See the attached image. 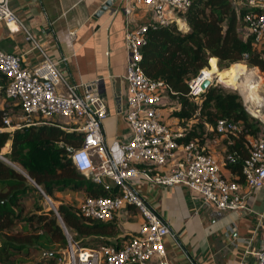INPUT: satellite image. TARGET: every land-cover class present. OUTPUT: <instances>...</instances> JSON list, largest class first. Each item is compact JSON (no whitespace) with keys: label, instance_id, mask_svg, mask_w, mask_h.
<instances>
[{"label":"built area","instance_id":"1","mask_svg":"<svg viewBox=\"0 0 264 264\" xmlns=\"http://www.w3.org/2000/svg\"><path fill=\"white\" fill-rule=\"evenodd\" d=\"M123 1L127 19L135 6L145 5L151 8L155 20L136 29L127 24L124 113L131 137L120 146L119 159L114 157L106 142L104 121L108 117V107L103 96V78L89 83L66 84L58 64L46 54L43 53L39 64L26 68L21 56L4 51L0 46V77L6 79V84L0 83V109L4 110L7 102L13 105L4 112V127L0 128V133L48 122L82 133V146L67 148L69 158L80 174L103 186L109 196L86 197L79 206L81 215L89 221L112 223L123 210L133 209L140 219L134 235L115 240L111 245L91 248L73 240L58 215L67 248L59 252L61 257L57 264H171L165 239L171 238L180 248L182 243L171 222L138 191L136 182L141 178L164 188L186 187L200 195L205 204L229 212L247 210L245 204L249 195L264 186V118L260 133L246 138L250 155L245 159L238 152L226 151L222 158L206 154L204 147L196 141L181 145L179 140L184 138L185 129L178 121L177 127H173L164 120L169 109L166 107L169 94L174 93L165 81L149 79L141 68L142 48L149 30L173 24L183 30V15L195 0ZM238 1L242 6L240 10L245 11L242 28L246 29V34H241L242 37L253 36L256 48L264 50V0ZM1 22L11 33L25 31L27 41H32V34L12 10L10 0H0ZM247 58L248 54H245L243 62ZM209 68L210 61L208 68L188 82V96L195 101L208 90L201 87L204 81L211 80L214 85L215 76H205ZM15 107L19 109L17 115ZM17 116L24 123L22 126H13V118ZM166 116L168 119L169 114ZM58 119L67 121L55 122ZM242 130L241 124L228 120H220L215 126V132L228 140L230 135L242 134ZM240 162L243 163V183L223 174L225 169L229 170L228 166ZM43 195L47 198L44 192ZM260 218L264 221V212ZM255 258V264H264V249L257 252Z\"/></svg>","mask_w":264,"mask_h":264},{"label":"trees","instance_id":"2","mask_svg":"<svg viewBox=\"0 0 264 264\" xmlns=\"http://www.w3.org/2000/svg\"><path fill=\"white\" fill-rule=\"evenodd\" d=\"M244 15L232 0H195L183 15L189 30L173 24L151 29L146 35L140 65L149 79L165 81L174 93L169 94V103L174 101L177 108L171 116L186 133L179 140L181 145L196 141L209 154L206 143L220 136L215 132L217 122L228 120L241 124L243 130L225 141L227 151L238 152L242 159L250 155L246 138L257 136L261 123L249 115L239 94L214 84L196 101L188 96V82L209 67L210 59H218L224 70L243 62L248 54L245 63L264 73V50L256 48L253 36L244 39L239 32ZM0 83L6 84L2 76ZM11 108L13 105L5 103L4 110L0 109V128L4 127V112ZM67 129L70 127L48 122L0 133V154L11 143L10 153L4 155L10 164L0 159V264H57L59 251L67 248L66 235L53 210L46 211L42 205L33 213L27 210L25 200L33 195L43 199L33 182L59 203L56 211L73 240L81 244L88 240L86 245L96 243L91 248H98L114 244L112 240L119 235L115 221H89L79 207L58 200L57 195L67 191L83 192L85 198L109 196L103 186L73 166L67 148L81 147L83 134ZM228 169L233 181L243 183L242 162ZM46 246L54 250L47 251Z\"/></svg>","mask_w":264,"mask_h":264},{"label":"crops","instance_id":"3","mask_svg":"<svg viewBox=\"0 0 264 264\" xmlns=\"http://www.w3.org/2000/svg\"><path fill=\"white\" fill-rule=\"evenodd\" d=\"M232 2L237 10L241 9L238 0ZM10 5L32 34V41H27L25 31L11 33L1 22L0 46L4 51L21 56L24 67L39 64L44 53L58 64L66 84L105 80L106 142L119 159L120 146L131 137L124 113L127 95L124 78L128 63L125 32L128 23L131 29L153 23L155 17L151 8L133 6L127 19L123 0H10ZM103 8L106 9L102 11ZM183 30H189L185 22ZM245 31L239 27L243 36ZM255 70L259 71L256 67ZM214 76V81L222 84L217 74ZM251 78L249 75L248 79ZM241 96L246 97L244 92ZM176 108L175 103L167 114ZM168 120L172 121L170 125L176 126L175 118ZM226 140V136L220 135L208 141L206 147L211 154L222 158L227 151ZM223 174L233 180L229 170L225 169ZM136 187L171 222L182 243L180 248L171 238L165 239L171 264H255V254L264 249V221L260 218L264 212V186L249 195L245 204L247 210L232 212L205 204L200 195L183 186L164 188L141 178ZM115 222L119 235L112 241L134 235L140 225L133 209L123 210Z\"/></svg>","mask_w":264,"mask_h":264},{"label":"rangeland","instance_id":"4","mask_svg":"<svg viewBox=\"0 0 264 264\" xmlns=\"http://www.w3.org/2000/svg\"><path fill=\"white\" fill-rule=\"evenodd\" d=\"M239 27L241 28L242 24H240ZM218 69H220V68H218ZM252 69L254 70L255 68L248 66L245 62H241V63H238V64H235V65L231 66L229 69L219 70L220 75H218V78H219V81L222 82V84L218 83L217 81H215L214 84L216 86L223 87L226 92L237 93V94H239L241 96L242 92H244L243 91V86H242V81H244L246 79L244 77L248 73H251L250 71H252ZM257 69L260 71V72L258 71L259 75L255 76V78L254 77L253 78H254V81H256V83L262 81L261 83H259V84H262V85H260L261 88L259 87V90H258V95H259V98L261 99V107L257 108L258 105L256 104V102H254V103H248V101L246 102V98L243 97V96H241V98L243 100L244 106H245L247 112L249 113V115L252 118H254L255 120L259 121V123H261L262 118H264V78L260 79L259 77H264V73L259 68H257ZM236 76H239V81H240L239 85L241 84V87H239V88H237V86H236V85H238V81L236 79ZM255 99H256V97H254V96H253V98H251V100H255ZM173 104H175L174 101H172L171 103L167 104L166 107L170 108L171 106H173ZM6 106L10 107V106H12V103L7 102ZM256 108L260 112H258L255 115L254 112L256 111ZM14 112L17 115L19 113V109H15ZM173 112L174 111H171V112L169 111V113H168L169 117L168 118L172 117L171 115H172ZM166 115H167V113L164 114L165 122L168 123V124L172 123L171 120L167 119ZM66 121L67 120H65V119H61V120L58 119L55 122L62 124L64 122H66ZM23 124L24 123L21 122L20 119H18V116L13 118V126H22ZM18 129L19 128H16L15 130H18ZM9 132H13V131L11 130ZM5 148L6 149L5 150L3 149L2 153L0 155L4 156L5 154H9L10 153V151H11V143L7 144V146ZM42 197H43V199L40 197V195H33L30 198H28L27 200H25V205L27 207V210L29 212L33 213L35 211V208L38 205H42L45 208L46 211L52 210V209H56L58 207V205H59L58 202H54L53 200L49 199L48 197L46 198L43 195H42ZM57 197H58V200L60 202H64L66 204H70V205L75 206V207L78 208L82 204V202L84 201L85 194L84 193H80V192L79 193H77V192L74 193V192L70 191V192H66L65 194L60 195V196L58 194ZM18 229H20V228H18ZM87 241L88 240H84L82 244L84 245ZM44 244H46V243L44 242ZM84 246H86V247H96V246H98V244H96V243H93V244H90V245H86L85 244ZM46 250L47 251L48 250H54V247L51 248V247L46 246ZM38 257H39V255H38Z\"/></svg>","mask_w":264,"mask_h":264},{"label":"bare ground","instance_id":"5","mask_svg":"<svg viewBox=\"0 0 264 264\" xmlns=\"http://www.w3.org/2000/svg\"><path fill=\"white\" fill-rule=\"evenodd\" d=\"M217 60L218 59H211V61H210L211 68L206 72V74H205L206 77H211L212 75H215V74H217V76L220 75L218 66L216 64V63H218ZM214 61H216V62H214ZM250 72L251 73H248L245 76L246 79L242 83L243 91H244L245 96H246L245 97L246 98V101H248V103H254V102H256V104L258 105L257 108H260L261 107V99L259 98V95H258V90H259L258 84L261 83L262 81L257 82V83H256V81H254L255 76H258L259 75L258 74V71H256L255 69L254 70L252 69V71H250ZM249 74L250 75L252 74L251 75V77H252L251 80L248 79ZM259 78L261 79V77H259ZM236 79L238 81V85H236V86H237V88H239V86L241 85V84L239 85V82H240L239 81V76H236ZM260 85H262V84H260ZM253 96L256 97L255 100H251V98H253ZM257 108H256V111L254 112L255 115L258 112H260Z\"/></svg>","mask_w":264,"mask_h":264},{"label":"water","instance_id":"6","mask_svg":"<svg viewBox=\"0 0 264 264\" xmlns=\"http://www.w3.org/2000/svg\"><path fill=\"white\" fill-rule=\"evenodd\" d=\"M106 8H103L102 9V11L103 10H105ZM212 84H213V82L211 81V80H206V81H204L203 82V84H202V89L203 90H207L208 88H210L211 86H212ZM0 159L1 160H3V161H5V162H8L5 158H4V156L3 155H0ZM9 163V162H8ZM10 164V163H9ZM15 167V166H14ZM16 168V167H15ZM17 170H19L18 168H16ZM33 182V181H32ZM33 184H34V186L42 193V195H43V190L35 183V182H33ZM44 196V195H43ZM55 213H56V215L58 216V213H57V211H56V209H52ZM60 220V219H59ZM61 222H62V220H61Z\"/></svg>","mask_w":264,"mask_h":264}]
</instances>
